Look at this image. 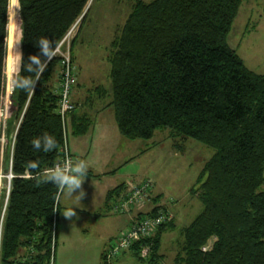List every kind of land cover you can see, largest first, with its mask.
Wrapping results in <instances>:
<instances>
[{
  "label": "trees",
  "instance_id": "obj_1",
  "mask_svg": "<svg viewBox=\"0 0 264 264\" xmlns=\"http://www.w3.org/2000/svg\"><path fill=\"white\" fill-rule=\"evenodd\" d=\"M90 1L20 0L23 61L39 52L33 44L38 37L63 41L83 18L81 31ZM127 1L131 12L108 56L111 93L95 89L100 99L111 96L105 109H113L125 138L150 141L157 132L167 131L178 151L188 140L215 151L193 191L203 206L200 215L178 230L175 215L166 206L138 214L143 218L163 209L174 219L129 251L145 264H160L163 237L178 233L172 264H264V75L250 71L228 39L245 0ZM8 4L9 0H0V137ZM62 60L57 55L49 63L33 93L13 88L9 113L18 129L0 264H55L57 196L62 193L43 182L39 173L61 160L68 136V121L64 123L59 114L60 96L54 87ZM71 61L74 65L73 54ZM17 75L34 76L24 71L23 63ZM92 124L88 117L78 118L73 133L83 135ZM45 132L56 140L50 152L31 144ZM32 161L38 163L35 170L29 167ZM145 244L152 249L147 258L140 254Z\"/></svg>",
  "mask_w": 264,
  "mask_h": 264
},
{
  "label": "rangeland",
  "instance_id": "obj_2",
  "mask_svg": "<svg viewBox=\"0 0 264 264\" xmlns=\"http://www.w3.org/2000/svg\"><path fill=\"white\" fill-rule=\"evenodd\" d=\"M146 1L151 2L153 0ZM246 1L241 6L229 33V44L231 43L232 47L236 48L237 46L233 45L240 42L239 53H242V49L246 48L248 53H251V56H255L252 57L254 60L262 62L264 60V19L260 21L259 15L263 13V10L260 12L258 10L261 7L255 6L253 13L248 12L249 7ZM118 2V0H91L85 10V14L89 10L90 12L83 29L80 31L83 19L81 18L71 28V31H73L69 37L67 35V38L63 39V41H66V39L67 41L61 48L66 54L69 52L70 57L73 54L75 58L74 66L76 68L77 84L73 88L72 98L79 100L83 96L82 99L84 101H93L94 111L90 113L94 121L93 124L101 121L109 113L108 111L99 113L100 105L109 103L110 98L100 99L99 93L95 89L103 88L111 93L112 83L109 77L110 65L108 62V56L112 49L111 43L121 34L124 23L130 13L129 2L128 5L124 3L119 4ZM248 18L250 26L249 29L244 30V23ZM10 23H13V21L9 20ZM251 29L253 30L252 32ZM8 38L3 115L1 116L2 133L0 137V231L1 226L3 231L5 211L12 188L11 182L14 178L12 173V155L18 124L14 123L15 125H12L11 121L14 117L11 118L9 110L14 88L12 81L19 70V63L15 61V57L20 53V12L15 17L14 27L9 28ZM72 47L73 53L71 51ZM247 61L249 66L253 64L249 63L248 59ZM60 71L56 73L58 80ZM90 90L93 93H88ZM72 102L75 105V110L68 114L66 120L68 121L69 135L71 134V129H73L70 128L69 124L70 115L77 109L73 99ZM87 108H90V106L87 105ZM113 114L114 111L111 109L110 115L114 117ZM12 129H16V131L13 137H9V130ZM159 133L157 132L152 140H142V142H158L160 138ZM67 138L68 136H64V143L67 141ZM151 149L138 163L132 165L135 177L131 181L139 184L148 180L146 177L154 179L153 184H156V188L152 193V197L157 196L156 198L154 197V207H169L177 215V229L187 227L203 210L202 203L193 194V191H195L199 184L198 180L202 170L206 163L214 156L215 151L194 140H188L183 143L182 149L178 151L179 155L177 156L165 152L163 147L159 148L157 146ZM8 152L11 153V162L9 171L5 172V164L1 162V159L2 157L6 158ZM140 169L146 173L141 174L139 172ZM59 211L60 218L58 217L55 264H99L101 251L104 248L101 234L102 228L100 229L99 226H87L85 228L87 229L86 236H83L78 228H76L77 223H80V219L83 218L82 213L75 212L74 219L76 221L71 226L68 224L70 221H65L64 217L66 216L63 214L65 209L62 208ZM177 239L178 233L166 234L163 237L160 251L163 261L160 264H172L178 251ZM115 241L116 238L107 241L109 247ZM1 245L2 239L0 238V247ZM132 258V262H126L125 264H145L136 257Z\"/></svg>",
  "mask_w": 264,
  "mask_h": 264
},
{
  "label": "crops",
  "instance_id": "obj_3",
  "mask_svg": "<svg viewBox=\"0 0 264 264\" xmlns=\"http://www.w3.org/2000/svg\"><path fill=\"white\" fill-rule=\"evenodd\" d=\"M119 4H127V0H118ZM246 1V0H245ZM248 12L253 13L254 7L260 6V10L263 13H260V21L264 19V0H247ZM244 4V3H243ZM129 6V5H128ZM130 10V6H129ZM250 10V11H249ZM131 12V11H130ZM130 14V13H129ZM128 18V17H127ZM262 19V20H261ZM127 20V19H126ZM249 18L244 23V30L249 29L250 24L248 23ZM126 22V21H125ZM125 24V23H124ZM253 30L251 29V32ZM243 35V34H242ZM235 44V43H234ZM240 44V42H239ZM239 44H235L233 46H237L236 48L230 46L237 52L240 58L245 63L246 67L259 75H264V60L262 62H258L256 59L254 60L251 56V53H248L246 48L242 49V53H239ZM250 66L248 65V61ZM261 60V59H260ZM55 89L59 88V80L58 76L55 77L54 82ZM95 91V90H94ZM97 92V91H96ZM88 93H93L91 90ZM98 93V92H97ZM81 98L79 100L73 99L76 104V111L70 115V128H73V121L78 118L88 117L92 119L90 113L94 111V103L93 101H84ZM111 96L108 95L107 98ZM87 105L90 108H87ZM99 113H105L108 111L109 113L101 120L92 124L90 129L83 135H75L73 130L71 129V134L68 133V148L69 151L74 158L75 161L85 160L88 164V169L92 175L87 176L82 184V188L84 190L85 195L81 198L80 206H74L75 212H81L83 218L80 219V223H77L76 228L82 233L83 236H86L87 226H99L102 228V237L104 248L102 249L100 263L102 262L103 253L109 248V244L107 241L113 240L118 237V235L125 229L128 228L131 217L127 215L114 214L111 211V201H109L110 194H113V198L116 199L128 191V185L135 184L133 178L135 177L134 167L132 165L138 163L140 159L144 157L149 151H151L153 147H163L165 152H168L170 155H179L178 150L173 146L172 141L168 138V132L162 131L158 132L160 138L158 142L145 143L142 140H131L125 138L119 131L115 116L110 115V111L112 108L105 109V104L100 105ZM110 110V111H109ZM113 111V109H112ZM81 112V114H79ZM114 115V114H113ZM94 122V121H93ZM12 125H15L12 123ZM16 129L9 130V137H13ZM185 143V142H184ZM1 162L5 164V172L9 171V165L11 162V153L8 152V155L2 157ZM3 164V165H4ZM141 174L146 173L144 170L139 171ZM147 179L153 180L152 178L146 177ZM156 188V184L150 195V200L146 204L144 210L139 212H135L134 215H138L141 213L151 212L154 208V200L157 197L156 195L152 197V193ZM79 189L73 194L76 195L79 193ZM114 192V193H113ZM79 203V201L74 198L65 197L61 194L60 197V205L59 209H68L73 204ZM169 208V207H167ZM170 209V208H169ZM170 211L173 212L172 209ZM60 214V211H59ZM175 215V220L177 224V215ZM60 218V217H59ZM65 221H70L68 224L72 226L74 219V215L72 217H64ZM107 244V245H106ZM114 244V243H112ZM111 244V245H112ZM110 245V246H111ZM133 251L126 252L122 254L119 258H117L113 264H125L126 262L133 261ZM163 261V258L161 262Z\"/></svg>",
  "mask_w": 264,
  "mask_h": 264
},
{
  "label": "built area",
  "instance_id": "obj_4",
  "mask_svg": "<svg viewBox=\"0 0 264 264\" xmlns=\"http://www.w3.org/2000/svg\"><path fill=\"white\" fill-rule=\"evenodd\" d=\"M72 31L70 30V32L67 34L68 37L72 33ZM66 41H63L62 47ZM58 56L63 59L62 69L59 73V114L63 122L66 123L68 114L75 110V105L72 102L71 98L73 88L77 84V75L75 70L76 68L72 64L69 52H67L66 54V52L61 49V53ZM2 115L3 114L1 112V116ZM62 153L63 156L61 157V160L52 168L45 171L52 170L55 166L63 162L65 159H70L75 162L69 151L67 141H65L64 143ZM26 177L29 178L30 176L26 175ZM153 183L154 182L152 180L148 179L139 184H130L128 186V191L126 194L112 200L111 211L114 214L127 215L132 219L128 228L123 230L118 235L114 244H112L105 253L103 261L105 264H112L113 260L123 252L131 250L136 244L142 241H148L149 239H151L162 224L173 221L174 215L170 211H164L163 209H160L158 214L156 215H146L143 218L134 215L135 212H139L145 209L146 204L148 203L150 198V193L154 187ZM0 238L2 239V226L0 231ZM208 249L209 246L205 247L204 251H207ZM151 253V244H145L141 246L140 254L143 258L149 257Z\"/></svg>",
  "mask_w": 264,
  "mask_h": 264
},
{
  "label": "clouds",
  "instance_id": "obj_5",
  "mask_svg": "<svg viewBox=\"0 0 264 264\" xmlns=\"http://www.w3.org/2000/svg\"><path fill=\"white\" fill-rule=\"evenodd\" d=\"M20 9V0H9L7 15L10 23L7 27H14V20ZM62 41L50 40L47 36H40L33 41L35 47L39 49L37 54L30 55L27 61H23L22 54L19 53L15 57V61L19 64H24V71L26 73L34 74V76L17 75L12 83L16 89L28 91L29 94L34 92V85L40 79L42 74L47 69L49 63L61 53ZM32 147L36 150H43L44 152L52 151L56 146V140L53 136L45 132L43 135L31 141ZM29 167L33 170L38 168V163L32 161ZM88 164L85 160L72 161L65 159L63 162L55 166L50 171L39 173L40 179L43 182H49L57 186L58 191L65 197L74 198L79 203L73 204L66 209L63 214L66 217L75 215V207L80 206L81 198L85 195L82 184L88 176ZM78 194L73 195L77 190ZM60 197L57 196V200Z\"/></svg>",
  "mask_w": 264,
  "mask_h": 264
}]
</instances>
